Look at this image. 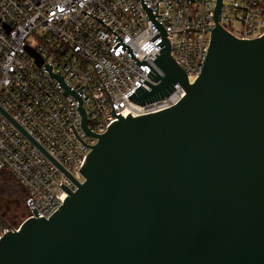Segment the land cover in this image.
<instances>
[{"label":"water","instance_id":"1","mask_svg":"<svg viewBox=\"0 0 264 264\" xmlns=\"http://www.w3.org/2000/svg\"><path fill=\"white\" fill-rule=\"evenodd\" d=\"M157 86L129 98L146 105L180 83L171 108L119 118L86 156L79 181L1 107L76 185L49 218L0 235V264H264V35L240 40L216 27L200 77L190 84L164 27ZM33 54V52L31 51ZM82 110V109H81ZM83 116L84 111L82 110ZM86 127V118L83 120ZM88 131V130H87ZM89 132V131H88Z\"/></svg>","mask_w":264,"mask_h":264},{"label":"built area","instance_id":"2","mask_svg":"<svg viewBox=\"0 0 264 264\" xmlns=\"http://www.w3.org/2000/svg\"><path fill=\"white\" fill-rule=\"evenodd\" d=\"M171 44L190 84L201 75L216 27L217 0H144ZM219 24L240 40L264 35V0H222ZM140 0H0V107L69 174L82 167L119 118L157 113L186 91L176 83L166 98L130 100L144 83L157 86L154 60L165 46ZM33 52V54L31 53ZM86 118L87 131L83 120ZM22 187L28 218L49 219L76 185L0 112V174ZM19 227L7 226L3 233ZM2 233V234H3ZM1 234V235H2Z\"/></svg>","mask_w":264,"mask_h":264},{"label":"rangeland","instance_id":"3","mask_svg":"<svg viewBox=\"0 0 264 264\" xmlns=\"http://www.w3.org/2000/svg\"><path fill=\"white\" fill-rule=\"evenodd\" d=\"M73 173L77 178L83 180L77 167L73 169ZM0 178V201L3 204L0 215L4 218L3 226L0 229L1 235L9 225L20 226L27 219L28 210L23 187L8 173L2 174Z\"/></svg>","mask_w":264,"mask_h":264},{"label":"flooded vegetation","instance_id":"4","mask_svg":"<svg viewBox=\"0 0 264 264\" xmlns=\"http://www.w3.org/2000/svg\"><path fill=\"white\" fill-rule=\"evenodd\" d=\"M1 200V199H0ZM3 207V204L1 203V201H0V210H1V208ZM3 223H4V218L2 217V215H0V229H1V227L3 226Z\"/></svg>","mask_w":264,"mask_h":264},{"label":"trees","instance_id":"5","mask_svg":"<svg viewBox=\"0 0 264 264\" xmlns=\"http://www.w3.org/2000/svg\"><path fill=\"white\" fill-rule=\"evenodd\" d=\"M2 174H4V173H2ZM2 174H0V176L2 175ZM1 179V178H0ZM24 197H25V194H24ZM19 227V226H18Z\"/></svg>","mask_w":264,"mask_h":264}]
</instances>
